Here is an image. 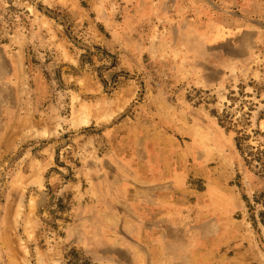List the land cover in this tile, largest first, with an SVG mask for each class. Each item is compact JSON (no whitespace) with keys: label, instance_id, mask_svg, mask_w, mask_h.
<instances>
[{"label":"rangeland","instance_id":"obj_1","mask_svg":"<svg viewBox=\"0 0 264 264\" xmlns=\"http://www.w3.org/2000/svg\"><path fill=\"white\" fill-rule=\"evenodd\" d=\"M156 123L209 154L168 228L137 222L141 160L104 154L125 124L146 156L133 136ZM58 262L264 264V0H0V264Z\"/></svg>","mask_w":264,"mask_h":264},{"label":"crops","instance_id":"obj_2","mask_svg":"<svg viewBox=\"0 0 264 264\" xmlns=\"http://www.w3.org/2000/svg\"><path fill=\"white\" fill-rule=\"evenodd\" d=\"M185 126L190 128L191 126L200 127L201 125L197 123H184ZM146 129L142 131L141 128L136 133H139L138 136H133L134 138L139 137L140 142H142V150L146 156H142L143 153L138 151V153L134 154L136 151L134 145L129 144V130L125 128V124H121L115 128H112L108 134H106V145L104 154H126L125 157H128V154L132 155V158L136 160H141L142 166L140 168L139 176H147L148 182H143V184L139 187H136V190L139 192L138 195H142L143 197H147L138 202V213L137 216L140 218L137 220L139 223L151 222L155 224V226H165L169 227L175 225L177 221L183 218L184 212H187L190 208L191 197L193 195V191L189 189L186 183L183 182L184 177L189 171L192 170L190 167L193 159L195 160V167L202 169L205 167L206 159L209 154H198L202 153L201 146L196 145L199 143L196 138L199 135V131L195 128L187 130L188 133H180L181 138L175 133H170L169 130L164 129V127L159 123L154 126L152 125H141ZM186 127V128H187ZM120 133L124 134L123 136ZM132 133V132H131ZM158 133L162 137V140H157L153 142L152 134ZM141 134H143L141 136ZM202 135V134H201ZM143 137V138H142ZM137 140V139H136ZM139 146V141L136 143ZM140 145V146H141ZM156 149V151H155ZM158 149L162 150L163 154L159 157L157 155ZM153 157L155 159L160 158V164L154 163ZM171 161V165H168V161ZM168 165V166H167ZM169 167V168H168ZM172 174V178H171ZM177 174V175H174ZM177 179V181L175 180ZM159 181H161L159 183ZM165 181H169V183L174 184L173 187L179 186V188L174 189V191H178L180 195L174 193H165L164 195L158 196L156 191L160 189V187H164L163 184ZM179 182V184H177ZM185 182V181H184ZM169 186V185H168ZM159 187V188H158ZM210 190L208 186V191ZM196 195V194H194ZM157 196V197H156ZM217 221H222L225 227V230L228 233H232L231 227H228L226 223L225 215H218ZM210 221V222H209ZM216 221L213 219H208L207 217L198 218H185L184 224L188 225L189 228H199L202 238H206L203 235V231L206 226L212 224L213 227ZM216 230H212V238H218L220 242V238L222 239L224 236H220V223H217ZM162 237H165L163 235Z\"/></svg>","mask_w":264,"mask_h":264},{"label":"bare ground","instance_id":"obj_3","mask_svg":"<svg viewBox=\"0 0 264 264\" xmlns=\"http://www.w3.org/2000/svg\"><path fill=\"white\" fill-rule=\"evenodd\" d=\"M101 106L100 105H97V106H87V107H83L79 110V112H77L70 120V126L73 127V128H78L80 126H87L89 123H90V118L92 116V111L95 110V111H102L101 110ZM97 113V112H96ZM46 135V134H44ZM41 183L40 181V178L38 175L32 177V178H29L28 181L26 182H20L19 183V188L20 189H23L25 187V184L27 185H39ZM32 237V236H30ZM23 242H24V245L26 246L27 250H28V245L27 243L25 242L24 238H23ZM58 264H62L61 262H58Z\"/></svg>","mask_w":264,"mask_h":264}]
</instances>
